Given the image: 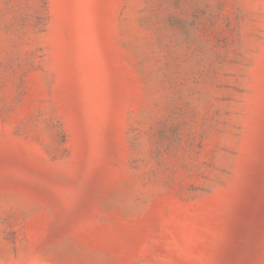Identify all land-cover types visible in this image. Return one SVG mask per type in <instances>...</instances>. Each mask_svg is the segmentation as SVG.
Here are the masks:
<instances>
[{"label": "rangeland", "instance_id": "374dc122", "mask_svg": "<svg viewBox=\"0 0 264 264\" xmlns=\"http://www.w3.org/2000/svg\"><path fill=\"white\" fill-rule=\"evenodd\" d=\"M0 264H264V0H0Z\"/></svg>", "mask_w": 264, "mask_h": 264}]
</instances>
